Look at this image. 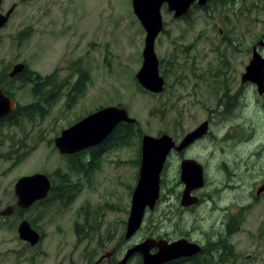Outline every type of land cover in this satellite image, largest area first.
<instances>
[{
	"label": "rangeland",
	"instance_id": "1",
	"mask_svg": "<svg viewBox=\"0 0 264 264\" xmlns=\"http://www.w3.org/2000/svg\"><path fill=\"white\" fill-rule=\"evenodd\" d=\"M12 2L17 3V8L0 30V70L22 62L31 76L46 77L57 70L58 83H73L78 78L70 67L74 63L76 70L88 72L89 80L70 110L62 97L43 118L35 114L33 120L23 119L18 126L0 124V211L15 204L14 186L20 178L35 173L53 178L54 172L67 171V159L56 149L55 139L101 108L125 107L137 120L141 136H181L194 129L205 120L207 110L216 108L213 81L221 80L225 72L226 80H235L237 76L239 80L250 61V44L264 33V0L211 6L207 12L194 9L187 22L174 20L164 8V30L157 38L155 51L167 85L162 94H151L136 80L143 62L146 33L133 12L132 0ZM226 36L234 48L228 45ZM34 85V81L15 80L7 89L24 108L37 102ZM239 112L247 123H242L239 116L240 121L234 118L232 123H239V132L245 131L244 127L253 129L254 139L250 145L232 146L227 151L238 149L237 156L246 165L250 149L264 140V97L256 94L252 107L241 106ZM214 127L216 136L220 130L215 119ZM138 140L140 143L141 139ZM139 143L135 141L130 148L103 150L96 160L98 168L66 208L55 203L47 207L33 205L27 210L24 219L46 236L37 246L30 247L20 240L17 218H0V264H118L115 259L120 256L121 260L127 248L153 235L172 240L183 235L202 239L205 212L201 208L192 215L178 209L165 212L177 205L178 189L172 191L178 184L174 169L164 178L165 195L159 209L148 214L132 239H124L138 182ZM205 143L210 151L215 148H209V144L218 145L215 140ZM215 161L211 154L210 169H214ZM263 170L264 159L257 160V179ZM86 213L91 216L89 224L93 230L89 238L77 241L74 226L85 225ZM256 216L263 217L258 212ZM254 244L243 237L238 253L240 262L236 264H264V246L256 259H248ZM115 249L119 253L115 258L98 263L102 255ZM137 261L135 258L132 264Z\"/></svg>",
	"mask_w": 264,
	"mask_h": 264
},
{
	"label": "flooded vegetation",
	"instance_id": "2",
	"mask_svg": "<svg viewBox=\"0 0 264 264\" xmlns=\"http://www.w3.org/2000/svg\"><path fill=\"white\" fill-rule=\"evenodd\" d=\"M239 2L240 0H207L206 4L202 7H199L197 3H195L185 16L179 19H174L173 17V19L187 22L191 19L190 14L194 9L207 12L209 11L211 6H236ZM16 8V2H12V0H0V17L8 15L10 12L8 19L9 22ZM164 8L169 14H172V16H174L173 13H170L168 11L166 5L162 7V10ZM0 30H2V28ZM226 42H228V45L234 48V44L229 38V36H226ZM255 51L258 52L264 58V33H262L258 37V40L252 42V44H250L249 46V52L251 55L250 61ZM18 64H24L25 67L21 73L12 77L11 73L13 71V68ZM247 66L240 75L239 80L238 76L235 80H226L227 77L225 78V72V75L221 77V80H215L211 84V90L213 93L212 96H214V99L216 100V108H211L210 112L207 110L208 115L205 120L201 123H208V131L203 137L196 140L189 146L179 150L178 147L180 146L181 142L184 140L186 135L194 131L201 124H198L194 129L182 134L181 136L168 134L171 137L174 146L172 147L169 155L167 156L163 171L161 173L160 197L153 210L146 209L141 228L143 227L148 214L151 212L155 213V210L159 209L160 202L163 200V195H165V191H163L165 186L164 178L168 174V172L170 173L173 169L175 170V174L178 180V184L175 185V188L172 187L173 192L176 188L178 189L176 202L177 205L175 206V208H169V210L165 212L171 213L174 210L178 209L181 212L187 213L188 215H192L200 208L205 212L202 216L205 231V233L204 231L201 232L203 236L202 239H194L189 235H183V237L173 240L167 239V237H156V239L154 238V235L148 237L153 238L155 240L165 239L169 243L179 239H186L188 242L198 245L201 249L199 253L192 257H184L171 261L170 263L182 260V262H184L185 264H199L201 262V259L202 264H224L225 262H231L236 264L240 262V255L238 253L239 248L242 246L243 237H248L250 241L255 242L254 246H252V252L248 255V259H256L258 250L261 249L262 246H264V244H261L264 243V170L263 172H261V176L259 179H257L256 172V161L264 159V140L260 141L256 146L250 149L246 165L244 164L245 160L240 159L237 156V153L239 151L238 149L232 150V152L227 151V149L232 146L234 148H237L242 145H250V142H252L254 139L252 137L253 129L246 130L247 128L244 127L245 131L239 132L237 130V126L239 125V123L237 122L236 126L234 123H232L234 118H237V120L240 121L238 119V116L240 117V119H242L243 114L239 112L241 106L247 105V108L250 106L252 107V105L256 101V94H258L257 87L255 84L249 81L243 82L242 78L246 72ZM219 73L220 72H218V76L220 77ZM30 75V69L28 68V66H26L25 63L22 62L16 63L15 65L13 64V66L9 67L8 69L6 68L3 71L0 70V88L3 94L6 97L14 99L13 95L7 89L8 84L15 80H18V82H22V80L30 78ZM34 77H36L35 74L31 76L32 79ZM23 83L25 82L23 81ZM166 85L167 82L165 79V88ZM250 95L254 96V98L252 97L250 99ZM258 96L260 95L258 94ZM263 97L264 94L260 96L261 99ZM16 106H18L17 102ZM9 115L10 114L2 117L0 120L7 118ZM214 119L217 121L218 131L220 130V132L216 136H214ZM242 123H247L245 117L242 119ZM161 135L162 134H158L157 137H160ZM239 137L241 139H239ZM213 140H215L218 145L214 146L213 144H209V148H215L214 150L210 151L207 149L208 145L205 142L209 141L210 143ZM197 149L199 150L198 152L195 151ZM207 151H210V155L207 154ZM211 154L215 155L216 157L214 169H210ZM137 157L140 169L142 158L141 147L139 149V154ZM187 160L196 161L202 167L204 184L201 188L196 187L191 191L190 196L192 198H196L197 202L192 203L189 206H183L181 204V201L183 192L185 190V185L181 181V166L182 163ZM9 206H13L14 211L11 215L2 216L1 212L5 209L1 210L0 218L2 220H6L10 216L17 218L20 223L23 220H27L24 219L27 210L18 208L16 206V202L15 204H10L6 207ZM257 212L263 217L257 218ZM89 217L91 218L90 215ZM251 227H253V230L249 229ZM86 228L90 230L92 229V225L82 226L75 224L74 233L77 238V241L89 238V236L86 235L87 231H85V233H83L80 237L76 235L77 230L81 231L85 230ZM154 229L155 222L153 223V230ZM39 233L41 234V239L43 241L46 236L42 231ZM26 244L29 245L28 243ZM136 244L138 243H134L132 246ZM132 246H130L129 248H131ZM129 248H127L126 251ZM154 252L156 253L157 249H154L152 251V253ZM118 254L119 253L116 252V249L112 250L111 252H107L101 256V258L98 260V263L104 261H111ZM119 258L120 256L115 259L118 264L120 261ZM135 258H138L136 264H142V257L139 254L134 255L130 259L129 264H132V261Z\"/></svg>",
	"mask_w": 264,
	"mask_h": 264
},
{
	"label": "water",
	"instance_id": "3",
	"mask_svg": "<svg viewBox=\"0 0 264 264\" xmlns=\"http://www.w3.org/2000/svg\"><path fill=\"white\" fill-rule=\"evenodd\" d=\"M207 0H132V7L140 25L146 32L143 49V62L136 74L139 85L151 94H161L165 88V79L160 74L159 59L155 52V43L164 29L161 9L164 5L168 11L174 14V19L185 16L195 3L199 7L206 4ZM9 15L0 17V29L3 28ZM24 64H18L13 68L11 76L18 75L24 69ZM243 82L249 81L256 85L258 94H264V58L254 52ZM16 108L15 102L6 97L0 88V118L8 115ZM135 123L137 120L130 117L123 107L110 106L97 110L82 118L80 121L61 132L55 139V147L61 155H74L87 149L101 145L120 123ZM208 131V123L204 122L194 131L188 133L178 149L185 148L203 137ZM174 143L171 137L163 134L153 137L147 134L141 141V165L137 185L132 194L131 210L127 221L125 239H131L141 228L146 209L153 210L160 197L161 173L167 156ZM181 181L185 185L181 204L189 206L196 203L197 199L190 196L191 191L204 184L202 167L196 161H184L181 166ZM52 189L49 176L36 173L20 178L15 186L14 193L17 197L16 206L28 209L38 201L47 198ZM264 190V187H263ZM13 206L7 207L1 212L2 216L11 215ZM19 238L35 247L41 240V235L32 228L28 220H23L18 226ZM154 249L157 252L152 253ZM200 247L179 239L169 243L165 239L155 240L147 238L139 244L129 248L119 264H129L130 259L139 254L142 264H167L171 261L192 257L199 253Z\"/></svg>",
	"mask_w": 264,
	"mask_h": 264
},
{
	"label": "trees",
	"instance_id": "4",
	"mask_svg": "<svg viewBox=\"0 0 264 264\" xmlns=\"http://www.w3.org/2000/svg\"><path fill=\"white\" fill-rule=\"evenodd\" d=\"M75 66L76 64L74 63L70 66L75 74L78 75V78L73 83H70L69 80L58 83L57 70L46 77L36 74V77L33 79L30 75V78L22 80V82L24 81L25 83H30L31 81L35 82L33 93L37 98V102L24 108L18 106L7 118L0 120V124L3 122L18 126L23 119L33 120L35 114L43 118L48 109L51 108L55 102L62 99V97L66 98V109L70 110L72 105L77 102L78 97L84 93L86 84L89 80L88 72L82 68L76 70ZM137 138L141 139V130L138 126V122L135 124L121 123L101 145L79 154L65 156L68 166L67 171L54 172L53 178L50 177L53 186L49 196L45 200L36 203V205L39 204L47 207L57 203L58 207L66 208L81 193L83 184L90 179L93 171L98 168L96 160H98L103 150L108 149L107 147L130 148L133 144L135 145V141L139 143ZM138 163L139 162H137V164ZM85 218L84 226H89V213L85 214ZM92 230L93 227L90 230H88V228L81 231L77 230L76 235L80 237L87 231L86 235L89 236ZM200 261L199 264H202L201 259ZM170 264L185 263L179 260Z\"/></svg>",
	"mask_w": 264,
	"mask_h": 264
}]
</instances>
